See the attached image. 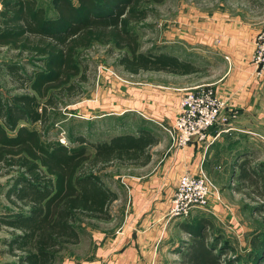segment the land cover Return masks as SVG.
I'll return each mask as SVG.
<instances>
[{"label":"trees","instance_id":"obj_1","mask_svg":"<svg viewBox=\"0 0 264 264\" xmlns=\"http://www.w3.org/2000/svg\"><path fill=\"white\" fill-rule=\"evenodd\" d=\"M163 1L54 0L55 15L49 17L37 0H3L0 49L16 52L3 69L22 93L9 102L0 96V178L8 177L3 196L9 205L0 213V228L9 229L11 240L5 245L16 259L1 264H61L64 249L80 242V216L112 219L110 207L118 194L106 185L103 171L112 164L146 166L151 162V149L159 138L147 128L92 144L80 135L73 139L80 142L77 148L59 139L47 144L43 134L52 125L49 112L82 93L89 69L82 64L83 52L94 45L118 50V64L130 74L199 72L176 56L141 51L131 25L147 19L150 4ZM24 58L33 67L29 73L21 62ZM89 147L94 149L92 154ZM252 164L248 159L241 163L237 190L253 195L255 212L264 216V171ZM186 229L191 243L183 255L185 264L240 263L223 260L236 250L229 242L219 247V235L210 240L214 233L210 219L199 218ZM251 243L247 258L261 264L264 229Z\"/></svg>","mask_w":264,"mask_h":264},{"label":"crops","instance_id":"obj_2","mask_svg":"<svg viewBox=\"0 0 264 264\" xmlns=\"http://www.w3.org/2000/svg\"><path fill=\"white\" fill-rule=\"evenodd\" d=\"M216 16L219 17L215 33L220 38V54L229 61V66L210 85L221 98L228 101L230 111L236 110L238 115L228 117L226 124L218 123L210 128L207 144L193 142L184 149H176L167 134V152L160 163L154 164L153 151L160 147L163 140V135L158 136L156 132H160V127H172L183 92L191 87L188 86L192 84L188 79L190 75L168 74L176 77L183 85L182 88L172 86L170 82L157 81L154 77L119 83L115 77L110 76L100 81L103 86L100 97L89 100L81 107L90 115V121L108 118L123 124L125 128L127 118L135 116V133L128 131L122 134H136L142 128H147L159 138V143L151 149L152 160L148 165H120L125 172L118 178V192L108 185L118 194L113 204H117L119 210L114 211L112 204L111 220H93L96 225L89 223L91 235L87 253L82 257V263L72 264H185L183 255L191 243V235L186 228L188 224L194 225L199 218L213 222V237H222L219 247L229 242L235 246L236 252L239 251L234 241L230 242L232 238L226 234L233 231L240 239L232 224L237 223V220L243 222L242 204L248 203L249 216L258 214L254 209L256 202L250 199L253 195L247 196L237 190L240 166L248 159L252 160L253 166L264 171V75L259 77L251 64L253 43L262 30L260 28H264V20L241 22L233 18L229 23L223 14ZM210 23L203 31L215 37L210 31ZM209 43L211 45L213 42ZM170 55L180 57L176 52H170ZM160 73L163 72H153L156 75ZM140 75L130 74L132 77ZM230 111L226 112L229 116ZM187 172L204 175L209 180L224 179L225 184L221 186L225 187L228 183L231 188L225 187L229 190L227 194L213 192L208 208L210 214L201 211L187 218L169 219L168 211L177 182ZM262 182L264 186V175ZM237 227L239 229L241 225ZM258 232V229L247 231L246 239L251 241ZM245 249L246 254L251 251L249 245Z\"/></svg>","mask_w":264,"mask_h":264},{"label":"rangeland","instance_id":"obj_3","mask_svg":"<svg viewBox=\"0 0 264 264\" xmlns=\"http://www.w3.org/2000/svg\"><path fill=\"white\" fill-rule=\"evenodd\" d=\"M73 1L74 3L77 2V0ZM2 2L3 0H0V10L2 9ZM37 2L39 6L45 8L49 17L55 15L54 0H37ZM148 8L149 15L147 19L141 23L131 25L133 32L138 36L141 42V51L145 53L154 52L167 54L176 52L179 54L181 60L188 61L199 68V72L188 77V79L192 81V84L188 85L191 86L190 88L184 90V95L188 91L200 86L210 88L218 94L216 89L210 84H214L228 69L229 61L227 59L226 61L222 54H220L222 52L219 47L221 45V43H219L220 38L215 33L217 27L215 24L219 23L217 22L219 17H217L216 14L218 16L219 14H223V18L227 19L229 23L233 18L241 22H262L264 20V0H164L160 4L152 3ZM206 20L214 22H205ZM209 23L212 24L209 28L215 37H212L209 32L203 31V28ZM260 29L262 30L258 34L264 31V28ZM207 42L213 43L210 45V43L207 44ZM174 43L177 47H175ZM15 54L16 52L9 51L6 48L0 49V96L6 102H9L13 96L22 93L21 90H18L16 86L11 83L7 72L3 69L5 63L12 62L13 55ZM119 54V51L114 50L110 45H94L83 52L82 64L89 67L87 73L88 81L82 84V93L79 96L72 99H65L57 110L49 112L52 125H50L49 130L45 131L43 134V140L47 144L62 139V141H60L64 145L77 148L80 142L74 141L73 139L79 138L80 135L87 139L88 144H92L128 131L135 133V126H137V124L134 123L135 116L127 118L125 128V126H122L123 124L115 123L108 118L90 121V119H88L90 116L88 112L85 108H81L83 105L87 104L89 100H95L100 97V92L103 87L100 81L104 78L108 79V77L112 76L115 77L119 83H123L122 81H142L154 77L157 81L170 82L172 86L182 88L183 85L179 83L180 81L175 79L176 77L173 78L168 75V73L156 75L150 71H143L139 77L130 76V74L118 64ZM21 62L26 72L29 73L33 70L32 65L29 63V58H24ZM251 64L254 66L252 60ZM258 76L260 77L262 75ZM158 129H160L162 134L160 132H156V134L158 136L163 135V140L160 147H153L155 148V151H153L154 164L160 163L161 159L165 156L168 144V140L165 138L168 134L167 131L164 127ZM172 145L177 149L173 141ZM88 151L92 154V147H89ZM124 172L125 169L123 166L120 167V164H112L103 171L102 175L104 176L106 185H110L111 188L118 192L116 188L118 186V178ZM105 176H107V178ZM210 181L215 185L213 189L214 193L220 192L221 194H227L229 191L228 189L231 188L228 183L226 185L228 189L225 188L226 186L222 187L225 184L224 179H210ZM7 182L8 177L0 178V213L7 211L6 208L9 207L3 196L5 188H7L6 186L8 185ZM223 188L225 190H223ZM220 200L219 198V201ZM242 206L243 222L237 220V223L232 224L233 226L231 225L237 231L236 233L239 235L240 239L235 236L233 231L226 234L232 238L230 242L233 240L239 251L235 253L228 252V254L223 256V260H236L240 262L233 261V264H247L244 261L249 260L248 264H253L252 260L247 258L248 254L245 253V246L249 245L252 247V240L249 241L250 239H246V232L255 229L261 232L264 229V216L259 214L249 216L247 212L248 203H244ZM112 209L116 212L119 210L117 204H113ZM197 212H201V210H194L192 214L195 215ZM207 214L210 213L208 212ZM78 220L81 242L76 246L68 245L64 249L61 253V264H72L73 262L82 263V257L87 253V245L91 235L89 223H91V225H96L95 221L98 220L88 219L84 216H80ZM116 222L119 221L117 220ZM239 225H241V227L238 229L237 226ZM217 228L220 227L217 225ZM8 230L9 229L6 227L0 228V264L16 260L8 254L6 249V241L11 240ZM222 232L226 233L225 231ZM212 238L213 234L210 235V240H212ZM229 245L232 246L230 243ZM261 264H264V260Z\"/></svg>","mask_w":264,"mask_h":264},{"label":"built area","instance_id":"obj_4","mask_svg":"<svg viewBox=\"0 0 264 264\" xmlns=\"http://www.w3.org/2000/svg\"><path fill=\"white\" fill-rule=\"evenodd\" d=\"M256 73L264 75V31L254 42L252 58ZM228 101L214 90L197 87L181 97L178 112L172 127L165 128L177 149H184L193 142L207 144L209 130L218 123H228V117H236L238 111H230ZM62 141V139H60ZM215 186L204 175L189 172L177 182L172 196L169 219L189 217L194 210L209 212L210 199Z\"/></svg>","mask_w":264,"mask_h":264}]
</instances>
